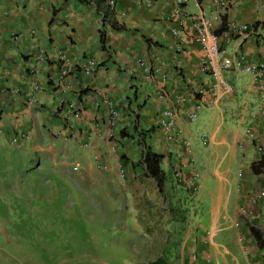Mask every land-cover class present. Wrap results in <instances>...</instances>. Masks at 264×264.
Returning a JSON list of instances; mask_svg holds the SVG:
<instances>
[{
	"label": "crops",
	"instance_id": "crops-1",
	"mask_svg": "<svg viewBox=\"0 0 264 264\" xmlns=\"http://www.w3.org/2000/svg\"><path fill=\"white\" fill-rule=\"evenodd\" d=\"M217 1L105 0L113 27L97 0H0V166L22 164L19 172L0 174V195H22L30 155L35 170L52 166L49 175L60 182L71 169L87 194L98 191L112 201L119 187L127 189L130 228H140L150 262L167 261L170 243L180 264H191L193 255L200 264H262L264 201L250 203L260 179L251 165L259 159L245 130L264 135V102L253 77L235 69L223 74L230 95H195L212 80L197 71L204 55L191 20L203 14L217 31L224 19L227 30L218 35L224 60L243 56L244 64L254 65L264 60V0H221L227 10ZM229 24L249 31L235 34ZM173 29L186 37L179 53ZM59 54L73 64L66 78H60ZM89 59L97 67L88 75L80 66ZM180 98L186 101L176 106L175 122L190 152L177 156L181 149L165 142L158 117ZM102 100L113 101L114 128ZM196 103L204 106L189 122L184 112ZM132 130L143 144L140 159L126 142ZM21 135L26 139L12 141ZM147 136L154 147L146 145ZM145 147L162 156L160 187L141 163Z\"/></svg>",
	"mask_w": 264,
	"mask_h": 264
},
{
	"label": "rangeland",
	"instance_id": "rangeland-1",
	"mask_svg": "<svg viewBox=\"0 0 264 264\" xmlns=\"http://www.w3.org/2000/svg\"><path fill=\"white\" fill-rule=\"evenodd\" d=\"M130 135L126 142L140 159L143 144L139 134L132 130ZM145 142L155 146L149 136ZM29 156L24 162L28 164L24 180L20 177L22 195H0V264H180L176 245L170 243L164 246L167 261H148L152 255L145 254L147 245L138 234L140 228H130L128 218L134 212L131 208L127 214V189L119 187V193L107 201L98 191L91 195L83 192L71 169L67 181L60 182L50 177L52 166L35 170ZM21 165L14 161L12 166H0V174L19 172ZM244 169H248L247 164ZM144 207L142 202L135 215ZM173 231L166 229L164 233L171 235ZM258 257L264 264L263 247Z\"/></svg>",
	"mask_w": 264,
	"mask_h": 264
},
{
	"label": "built area",
	"instance_id": "built-area-1",
	"mask_svg": "<svg viewBox=\"0 0 264 264\" xmlns=\"http://www.w3.org/2000/svg\"><path fill=\"white\" fill-rule=\"evenodd\" d=\"M188 0H177V4L181 5L186 3ZM224 5V4H223ZM222 5V6H223ZM191 28L193 31V40L200 47L203 52L204 58L197 64V71L202 75H208L212 80V85L209 89L200 88L197 91V95L204 98L206 96H211L213 99L218 97L219 94H231L232 88L226 84L224 81L222 74L223 72H227L229 70H241L244 73L250 74L253 77L254 81V89L259 93L261 100L264 102V60L254 65H246L244 64V57L240 56L238 59L233 62H228L224 60L223 55L225 51L221 49L219 45V37L215 32L212 22L207 19L203 14L198 16H194L191 20ZM228 30L235 34H243L246 33L249 29L248 26L243 25L241 27H235L233 24L228 25ZM173 36L176 37L177 43L175 52L179 53L182 51V44L185 42V34L180 30L173 29ZM59 59L62 62V68L60 70V78L68 77L73 71L72 62L65 56L59 54ZM140 65L143 64L138 61ZM83 73L92 74L97 64L94 60H86L80 66ZM144 73L147 75V78L150 75V69L148 67L143 68ZM37 89V87H35ZM158 97L160 99H164V94L159 93ZM186 98H180L177 100L175 105L168 106L164 108L159 117H158V127L163 135V138L167 144L176 145V147L180 148L177 152V156H181L182 150L186 149L189 154L188 144L182 137V131L177 127L175 122V114L177 112V105L180 103H184ZM102 104L108 108L109 121L108 125L110 127H115L117 124V111L114 110L113 101L111 100H102ZM203 103L194 104V108L190 112H184L185 118L192 122L194 121L198 113L203 107ZM246 139L251 142L256 150V154L261 156L264 154V135H256L251 128L246 130ZM20 139V137H18ZM22 139H25L26 136L21 135ZM204 139V138H203ZM17 138H13V142H17ZM186 152V153H187ZM120 177L124 179L125 173L122 167H119ZM192 178L194 176L192 175ZM187 186L191 185V180L186 184ZM196 188V187H195ZM264 201V171L260 175L259 189L257 192L251 196L250 203L252 205H256L258 202ZM246 208H243L242 213H246ZM191 264H199L196 259V256L193 255V260Z\"/></svg>",
	"mask_w": 264,
	"mask_h": 264
},
{
	"label": "trees",
	"instance_id": "trees-1",
	"mask_svg": "<svg viewBox=\"0 0 264 264\" xmlns=\"http://www.w3.org/2000/svg\"><path fill=\"white\" fill-rule=\"evenodd\" d=\"M97 1L99 2V6L105 9V13L103 14L104 21L111 20L109 23L114 27L115 23L114 20H112L113 13L110 10L111 7L108 4H105L106 3L105 0H97ZM226 30H227L226 21L223 19L216 33L222 34ZM161 161H162L161 155L152 152L149 147L144 148L141 163L144 166L145 173L149 175V177H151L159 187L161 186L165 177L160 167ZM260 167H262V162H258V163L255 162L251 165V170L260 174L261 173ZM262 171H264V166ZM252 232L254 234H258V232L255 229H252Z\"/></svg>",
	"mask_w": 264,
	"mask_h": 264
},
{
	"label": "clouds",
	"instance_id": "clouds-1",
	"mask_svg": "<svg viewBox=\"0 0 264 264\" xmlns=\"http://www.w3.org/2000/svg\"><path fill=\"white\" fill-rule=\"evenodd\" d=\"M217 3H218V5L220 6L221 10H227L228 7L223 3V1L218 0ZM223 4H224V5H223ZM222 5H223V6H222ZM248 29H249V27H248ZM248 31H249V30H248ZM215 32H216V31H215ZM216 34H217V33H216ZM243 34H244V33H243ZM217 35H219V34H217ZM229 71H230V70H229ZM240 71H241V70H240ZM227 72H228V71H227ZM224 73H226V72H223V74H224ZM223 74H222V77H223ZM246 74H247V73H246ZM249 75H250V74H249ZM207 76H208V75H207ZM208 77H209V76H208ZM209 78H210V77H209ZM226 84H227V83H226ZM227 85H228V84H227ZM228 86H229V85H228ZM231 88H232V87H231ZM199 89H200V88H199ZM232 90H233V89H232ZM197 91H198V90L195 91V95H197ZM232 92H233V91H232ZM221 95H230V94H219L218 97L221 96ZM197 96H199V95H197ZM199 97H200V96H199ZM203 106H204V105H203ZM202 108H203V107H202ZM248 128H250V127H247L246 130H247ZM246 130H245V132H246ZM251 130H252V129H251ZM252 131H253V130H252ZM253 132H254V131H253ZM254 133H255V132H254ZM245 134H246V133H245ZM255 134H256V133H255ZM182 135H183V134H182ZM256 135H259V134H256ZM24 136H25V135H24ZM261 136H263V135H261ZM13 138H15V137H13ZM16 138H17L18 140H22V138H20V139H19L18 137H16ZM203 138H204V139H203ZM25 139H26V138H25ZM201 139H202V140H205V136H201ZM18 140H17V141H18ZM12 141H13V139H12ZM248 142H249V141H248ZM249 143L253 146V148H254V150H255L254 145H253L251 142H249ZM255 153H256V150H255ZM256 156H257V158L259 159V161H257V163H258V162H262V159H263V157H264V154L261 155V156H258V155L256 154ZM263 166H264V163L262 162V167H260L261 173L263 172V171H262ZM119 167H122V166H119ZM119 167H118V172H119ZM122 169L125 170L123 167H122ZM124 173H125V172H124ZM240 173H242V171H240ZM240 173H239V174H240ZM261 173L259 174V178H260ZM119 175H120V173H119ZM124 178H125V177H124ZM121 179H122V178H121ZM259 182H260V179H259ZM199 264H200V263H199Z\"/></svg>",
	"mask_w": 264,
	"mask_h": 264
}]
</instances>
